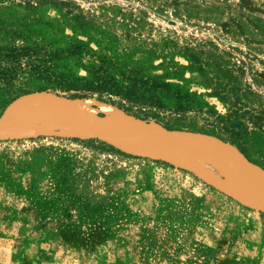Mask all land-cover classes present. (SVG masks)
I'll list each match as a JSON object with an SVG mask.
<instances>
[{"label":"rangeland","instance_id":"rangeland-1","mask_svg":"<svg viewBox=\"0 0 264 264\" xmlns=\"http://www.w3.org/2000/svg\"><path fill=\"white\" fill-rule=\"evenodd\" d=\"M37 1L0 0V19L26 16L58 25L62 33L34 29L65 44L73 34L62 15L102 16L148 49H192L203 60L239 67L234 77L256 95L255 105L264 102V0H46L69 3L60 8ZM21 25L33 24L3 26L14 33L0 44L29 43L17 34L27 35ZM184 77L188 82L179 84L186 89L207 91L201 77ZM25 97L13 103L15 114L7 113L12 104L0 116V264H264V209L218 184L212 153L244 158L208 115L188 114L175 125L169 116L141 121L94 100ZM206 101L223 113L217 101ZM74 102L96 118L126 120L155 137L89 128L82 114H62ZM167 120L174 124L170 131ZM80 130L105 134L122 148ZM179 141L208 150L196 157L166 147Z\"/></svg>","mask_w":264,"mask_h":264},{"label":"trees","instance_id":"trees-1","mask_svg":"<svg viewBox=\"0 0 264 264\" xmlns=\"http://www.w3.org/2000/svg\"><path fill=\"white\" fill-rule=\"evenodd\" d=\"M35 3L69 7L67 2ZM30 4L23 2L24 7L31 9ZM62 19L69 21L73 34L65 44H60L55 35L49 37L46 32L34 29L35 25H42L61 32L58 25L38 18L28 20L26 16L15 17L13 22L0 19L1 38L14 33L3 26L25 20L33 24L29 28L21 25L27 35L17 33L29 43L0 44V116L18 99L42 93L72 101L94 100L126 115L133 114L141 121L160 123L163 116H169L176 125L188 114H205L213 119L227 142L264 173V102L255 105L256 95L244 89L234 77L241 71L239 67H223L203 60L202 52L192 49H148L130 31L118 34L102 16L68 11ZM138 55L146 59H137ZM176 56L185 64L175 62ZM156 60L160 61L156 63ZM186 73L204 79L207 91L192 92L179 84L188 82ZM206 99L222 105L223 113ZM174 124L167 120V130H172Z\"/></svg>","mask_w":264,"mask_h":264},{"label":"bare ground","instance_id":"bare-ground-1","mask_svg":"<svg viewBox=\"0 0 264 264\" xmlns=\"http://www.w3.org/2000/svg\"><path fill=\"white\" fill-rule=\"evenodd\" d=\"M26 98L28 97H25L23 99ZM82 103L83 102H74L72 106L71 105L65 106L62 110V114L65 116L66 115L79 116V114L80 115L82 114L83 116H82L81 124L89 128L96 130H102V128L125 130L129 134V137H132L136 140L146 141L148 140V137L149 138L151 137V139L152 137H155L153 134H149L150 132L147 133L146 131H144V129L138 131V128H135L134 125L128 123L126 120L119 121L114 117H105L103 119L96 118L93 114L89 113L88 110H86L85 105ZM14 106L15 104H13L7 112L11 116L16 113V109ZM21 106L22 105L20 104L16 106V108ZM78 134L80 135L100 134L106 136L105 134H101L94 131H87V130H80L78 131ZM108 138L110 140H113L110 137ZM118 146L122 148V146H120L119 144ZM166 147H172V149L170 148V152H185L190 154L191 156H196V157H200L202 153L204 154L205 150H208L205 149L206 147H204V144L202 145L199 144L198 146V143H195V145L191 147L187 145L185 141L184 142L179 141V143L177 144L169 143L166 144ZM209 151H211L210 148ZM213 153L211 159L215 161L217 170L220 175L219 177H216V179L219 181L218 184L224 188L235 189V191L242 194L243 197H251L252 201L256 203V205L254 203L253 205H251L247 202V204L251 205V207L253 206L254 208V205L255 207L256 206L258 207L259 205L264 209V173L259 172L260 170L254 169L252 166H250L247 162L244 161L245 159H242L241 157L239 158V156L238 157L234 156L225 151L220 154L219 153L217 154V152H213Z\"/></svg>","mask_w":264,"mask_h":264},{"label":"water","instance_id":"water-1","mask_svg":"<svg viewBox=\"0 0 264 264\" xmlns=\"http://www.w3.org/2000/svg\"><path fill=\"white\" fill-rule=\"evenodd\" d=\"M8 107V106H7ZM244 158V157H243ZM245 159V158H244ZM246 161V160H245ZM247 162V161H246ZM248 163V162H247ZM249 165H251L250 163H248ZM252 167H254V168H256V169H258L257 167H255V166H253V165H251ZM259 170V169H258ZM261 171V170H260ZM262 172V171H261ZM263 173V172H262Z\"/></svg>","mask_w":264,"mask_h":264}]
</instances>
